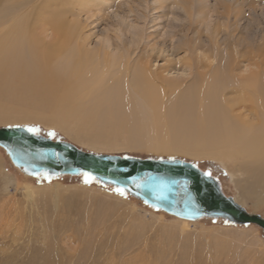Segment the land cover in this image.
Here are the masks:
<instances>
[{"label": "rangeland", "instance_id": "1", "mask_svg": "<svg viewBox=\"0 0 264 264\" xmlns=\"http://www.w3.org/2000/svg\"><path fill=\"white\" fill-rule=\"evenodd\" d=\"M170 1L164 13L158 9L157 0H110L111 5L100 11L95 8L90 14L83 13L81 22L88 25L92 47L108 37L115 49L130 46L133 34L127 27L137 25L136 30L143 32V44L135 54L145 50L152 54L153 70L169 68L164 75L171 80L193 81V74L182 63L190 56L189 51L172 53L178 41L180 47L187 42L195 48L215 50L217 42L221 53L230 50L233 57L236 52L240 58V52H247L253 61L251 65L246 60L240 62V68L257 70L255 64L262 57L257 56L256 37H264V0H194L193 9L197 11L202 5L207 14L198 15L194 10L191 17ZM222 3H231L228 19ZM238 41L243 49L237 46ZM46 114L43 119L25 114L3 119L0 127L37 128L39 135L95 154L196 163L221 183L227 196L249 213L264 217V198L260 197L264 195V172H249L243 159L231 160L224 154L196 156L175 147L165 149L163 141L154 140L156 145L150 147L147 134L138 127L131 126L130 130L121 124L104 127L102 123L93 130L80 129L72 121L62 126L53 121L51 112ZM44 179L23 175L0 148V264H264V231L255 225L179 220L112 192V187L83 184V177ZM6 219L12 227L5 225Z\"/></svg>", "mask_w": 264, "mask_h": 264}, {"label": "bare ground", "instance_id": "2", "mask_svg": "<svg viewBox=\"0 0 264 264\" xmlns=\"http://www.w3.org/2000/svg\"><path fill=\"white\" fill-rule=\"evenodd\" d=\"M168 1L157 0L158 9L166 11ZM172 2L188 16L195 13L194 0ZM222 4L228 19L231 3ZM110 5V0H0V120L24 114L43 119L51 112L62 126L70 121L91 130L102 123L130 130L134 126L147 134L150 147L155 140L163 141L165 149L175 147L196 156L224 154L231 160L243 159L249 172L262 175L264 37L253 35L257 56L263 59L256 62L257 70L246 71L240 62L253 61L246 51L240 52L241 58L239 52L233 57L230 50L221 53L217 42L216 51L187 42L180 47L178 41L172 53L189 51L182 63L193 81L171 80L164 75L169 68L153 70L152 54L146 50L135 54L143 44V32L135 24L127 27L133 34L130 46L115 49L104 37L92 47L82 15ZM204 11L201 5L196 13L205 16ZM239 41L237 46L243 49ZM3 222L13 226L7 219Z\"/></svg>", "mask_w": 264, "mask_h": 264}, {"label": "water", "instance_id": "3", "mask_svg": "<svg viewBox=\"0 0 264 264\" xmlns=\"http://www.w3.org/2000/svg\"><path fill=\"white\" fill-rule=\"evenodd\" d=\"M27 128L0 127V148L27 177H83V172H89L100 185L123 187L126 195L176 219L223 220L240 227L255 225L264 231V217L249 213L227 196L221 183L196 163L95 154L67 141L30 133Z\"/></svg>", "mask_w": 264, "mask_h": 264}, {"label": "snow or ice", "instance_id": "4", "mask_svg": "<svg viewBox=\"0 0 264 264\" xmlns=\"http://www.w3.org/2000/svg\"><path fill=\"white\" fill-rule=\"evenodd\" d=\"M27 131L30 132V133H34V134H36V133L39 132V129L29 127V128H27ZM50 135H52L53 137L55 136L54 133H51ZM206 175L211 176V173H206ZM82 176H83V178H84V182H85L86 184H87V183H90V182H92V181H94V180L96 179V178H95L91 173H89V172H83V173H82ZM46 178H49V179H50V177H47V174H46ZM115 191H116L119 195H121V196H125L127 190H126L125 188H123V187H117V188L115 189Z\"/></svg>", "mask_w": 264, "mask_h": 264}, {"label": "trees", "instance_id": "5", "mask_svg": "<svg viewBox=\"0 0 264 264\" xmlns=\"http://www.w3.org/2000/svg\"><path fill=\"white\" fill-rule=\"evenodd\" d=\"M45 181H48L47 179H44ZM83 184H86L85 182H84V179H83V182H82ZM93 184H98L99 185V183H97L96 181H92V182H90V183H87L86 185H93ZM99 186H101V185H99ZM112 190V192H115V193H117L116 191H115V189H111ZM118 194V193H117ZM124 197H129L128 195H125ZM130 198V197H129ZM132 199V198H131Z\"/></svg>", "mask_w": 264, "mask_h": 264}]
</instances>
